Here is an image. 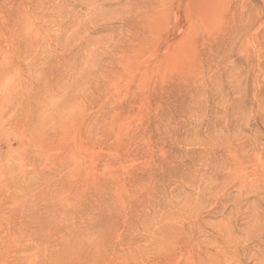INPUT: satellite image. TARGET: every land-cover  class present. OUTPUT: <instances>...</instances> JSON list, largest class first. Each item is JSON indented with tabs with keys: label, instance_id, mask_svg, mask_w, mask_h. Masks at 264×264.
I'll return each mask as SVG.
<instances>
[{
	"label": "rangeland",
	"instance_id": "obj_1",
	"mask_svg": "<svg viewBox=\"0 0 264 264\" xmlns=\"http://www.w3.org/2000/svg\"><path fill=\"white\" fill-rule=\"evenodd\" d=\"M0 256L264 264V0H0Z\"/></svg>",
	"mask_w": 264,
	"mask_h": 264
},
{
	"label": "bare ground",
	"instance_id": "obj_2",
	"mask_svg": "<svg viewBox=\"0 0 264 264\" xmlns=\"http://www.w3.org/2000/svg\"><path fill=\"white\" fill-rule=\"evenodd\" d=\"M25 247H27V246H25ZM75 247H76V246H75ZM21 248H22V247H21ZM65 248H66V247H64V249H65ZM25 249H26V248H25ZM27 249H28V247H27ZM59 249H61V248H59ZM79 249H81V248H78V252H79ZM19 250H20V249H19ZM53 250H54V249H53ZM61 250H62V249H61ZM66 250H67V249H66ZM25 251L28 252L29 250H28V251H27V250H24V252H25ZM59 251H60V250H59ZM75 251H77V250H75ZM83 251H84V250H83ZM24 252H23V253H24ZM64 252H65V250H64ZM64 252L62 251V253H64ZM69 252H70V251H69ZM72 252H73L72 255H71V254H70V255L72 256V260H73V256H77V255H79V254H77V255L75 254V255H74V251H72ZM16 253H17V252H16ZM16 253H15V254H16ZM19 253H20V252H18V254H19ZM21 253H22V251H21ZM23 253H22V256H23ZM54 253H55V252H54ZM56 253H57V252H56ZM59 253H60V252H59ZM65 253H66V252H65ZM70 253H71V252H70ZM75 253H76V252H75ZM82 253H83V252H82ZM25 254H27V253H25ZM25 254H24V255H25ZM49 254H51L50 257H52V253H49ZM4 255H6V254H4ZM4 255H1V256H4ZM7 255H8V254H7ZM20 255H21V254H20ZM28 255H29V253H28ZM47 255H48V254H47ZM63 255L65 256V254H63ZM63 255H62V256H63ZM1 256H0V258H1ZM11 256H12V255H10V257H11ZM17 256H18V255H17ZM29 256H31V255H29ZM53 256H54V254H53ZM58 256L60 257V255H57V257H58ZM87 256H88V255H87ZM10 257H9V260L12 259V258H10ZM12 257H13V256H12ZM27 257H28V256H27ZM32 257H33V256H32ZM40 257H41V256H40ZM40 257H39V258H40ZM54 257H56V255H55ZM54 257H53L52 259H54ZM57 257H56V258H57ZM59 257H58L57 260H58V261L62 260V261L64 262V260L61 259L62 257H61V258H59ZM88 257H89V256H88ZM23 258H25V257H23ZM42 258H43V257H42ZM56 258H55V259H56ZM66 258H68L67 255H66ZM69 258H70V256H69ZM82 258H83V257H82ZM82 258H80V260H81ZM19 259H22V258H19ZM44 259H46V258H44ZM47 259H48V258H47ZM47 259H46V260H47ZM55 259H54V261H56ZM76 259H78V258H76ZM76 259H75V260H76ZM6 260H7V259H6ZM6 260H5V261H6ZM17 260H18V259H17ZM22 260H24V259H22ZM28 260H29V259H28ZM36 260H37V259H36ZM40 260H41V258H40ZM42 260H43V259H42ZM67 260H69V259H67ZM67 260H66V261H67ZM1 261H2V260H1ZM5 261H4V262H5ZM43 261H44V260H43ZM51 261H52V260H51ZM62 261H61V263H62ZM82 261H83V260H82ZM8 262H9V261H8ZM10 262H11V261H10ZM17 262H19V260L16 261V263H17ZM21 262H22V261H21ZM21 262H20L19 264H21ZM47 262H49V260H47ZM56 262H57V261H56ZM68 262H70V260H69ZM1 263H3V262H0V264H1ZM5 263H6V262H5ZM28 263H29V262H28ZM45 263H46V261H45ZM45 263H44V264H45ZM58 263H59V262H58ZM65 263H66V262H65ZM3 264H4V263H3ZM12 264H13V263H12ZM14 264H15V263H14ZM54 264H55V263H54ZM68 264H69V263H68Z\"/></svg>",
	"mask_w": 264,
	"mask_h": 264
}]
</instances>
